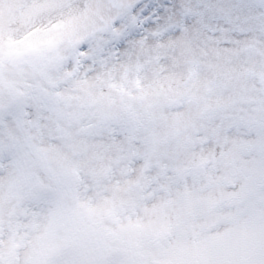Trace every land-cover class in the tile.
Returning <instances> with one entry per match:
<instances>
[{"label": "snow or ice", "instance_id": "obj_1", "mask_svg": "<svg viewBox=\"0 0 264 264\" xmlns=\"http://www.w3.org/2000/svg\"><path fill=\"white\" fill-rule=\"evenodd\" d=\"M0 264H264V0H0Z\"/></svg>", "mask_w": 264, "mask_h": 264}]
</instances>
